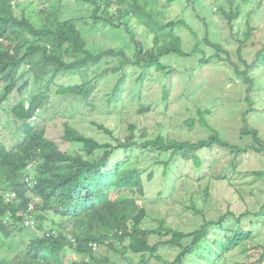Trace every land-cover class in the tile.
Here are the masks:
<instances>
[{"label": "trees", "instance_id": "trees-1", "mask_svg": "<svg viewBox=\"0 0 264 264\" xmlns=\"http://www.w3.org/2000/svg\"><path fill=\"white\" fill-rule=\"evenodd\" d=\"M75 1L91 6V18L112 28L124 27L128 31L131 22L136 21L153 36L154 46L149 50L136 47L132 57H128L123 49L93 53L74 23L62 20L57 9L50 10L43 3L37 12L28 13L26 6L20 9V0H0V121L1 114H5L9 120L21 123L25 130L24 140L15 148L7 149L0 143V241L29 230L37 233L26 245L24 254L3 259L0 264H67L66 250L87 257L86 262L72 264H108V258L99 257L93 245H105L122 256L126 253L140 256L135 264H148L149 259L169 264L157 254V246L148 244L144 225L146 210L137 204V200L145 194L142 174L136 169H124L122 161L112 162L113 157L119 155V147L101 144L64 123L62 140L79 149L69 154L60 151L54 142L45 137L44 130L29 122L45 110L55 86V94L74 98V105L88 102L92 82L82 79L73 85H56V79L62 73L77 72L82 76L92 67L100 68L102 64L108 65L102 73H118L125 66L140 67L142 70L154 67L161 73L168 69L160 61L166 55L182 58L198 55V64L205 65L224 61L221 54L227 52L220 43L209 40L207 36L196 42L190 53L183 49L176 29L188 27L183 20L169 18L166 6L177 0H168L162 7L159 0ZM186 1L195 6L205 4L204 0ZM203 7L208 15L226 17L229 25L236 19L233 11L228 13L220 6L214 12L210 5ZM129 33L133 36L132 32ZM248 40L247 33L239 43L243 46ZM260 45L250 65L242 61L245 71H239L235 66V76L239 81L250 83L248 92L254 85L248 71L264 70V41ZM202 46L208 48L212 55L206 58ZM243 50L239 48L238 52L241 54ZM29 73L33 74L32 81L27 78ZM31 82L39 87L37 95L27 90ZM120 82L121 79L117 81L113 95ZM167 91L168 88L164 87V96ZM108 101L112 100L109 98ZM245 101L253 105L250 97H246ZM143 110L146 111V107H142L139 113ZM248 113H243L245 126L241 128L240 135L250 136L254 144L243 149L223 141L210 128L211 135L195 143L157 138L142 144V147L149 153L159 151L166 157L162 165L163 176L168 179L173 159L191 153L194 165L201 168L202 152L213 146L235 153L237 157L254 152L262 155L264 160V141L258 131L248 126ZM204 115L206 113H201V122L206 126ZM95 127L111 136V132L102 125ZM130 129L133 130V127L130 126ZM133 137L131 133L130 143L136 145ZM119 145L128 147V144ZM97 153H100L98 157ZM254 174L258 178L262 176L259 172ZM152 176V173L148 175V180ZM229 216H233L231 221L239 224L246 218L245 215L235 218L228 213L216 221H203L190 233L161 223L159 231L169 230L171 233L170 239L163 243L178 249L171 264H219L238 246L252 241V232L224 226L223 222ZM259 216L256 214L254 217Z\"/></svg>", "mask_w": 264, "mask_h": 264}, {"label": "rangeland", "instance_id": "rangeland-1", "mask_svg": "<svg viewBox=\"0 0 264 264\" xmlns=\"http://www.w3.org/2000/svg\"><path fill=\"white\" fill-rule=\"evenodd\" d=\"M159 1L162 7L168 0ZM204 2L212 6L213 12L217 6L228 13L233 11L236 19L229 25L223 15H208L204 3L195 6L186 0L166 5L168 17L183 20L195 34L193 36L185 27L176 29L186 52L190 53L194 44L207 36L209 40L220 43L227 52L221 54L224 61L199 65L198 55L188 58L166 55L160 61L168 69L161 73L154 67L142 70L132 66H125L118 73H102L108 67L105 64L100 68L92 67L91 71L82 74L83 77L77 72H65L57 77L56 85H73L82 79L92 82L88 102L74 105V98L57 96L55 86L45 110L29 123L44 130L48 140L54 142L60 151L69 154L79 149L62 140L64 123L101 144L119 147V155L113 157L112 162L122 161L124 169H136L142 174L145 194L137 200V204L146 210L144 225L148 244L157 246V254L169 264L175 259L178 249L163 243L170 239L171 233L169 230L159 231L161 223L171 229L190 233L203 221H216L228 213H232L235 218L242 215L246 218L239 224L231 221L233 216L225 217L224 226L250 231L253 238L230 252L225 261L219 264H264L262 155L248 152L237 157L235 153L213 146L202 152L201 168H196L191 153L173 159L171 177L168 179L163 176L162 164L166 157L159 151L149 153L142 147V144L157 138L195 143L208 138L211 135L210 128L223 141L243 149L254 144L250 136L240 135L241 128L245 126L242 120L245 112H249L248 126L258 131L264 141V70L248 71L254 80L249 92L250 83L242 84L235 76V66L239 71H245L242 61L250 65L255 59V52L261 47L260 43L264 41V0ZM43 3L50 10L57 9L62 20H71L93 53L123 49L128 57H132L136 47L149 50L154 46L153 36L136 21H132L128 27L133 37L124 27L112 28L105 22L94 21L91 18L92 7L75 0H20V9L26 6L28 13L37 12ZM247 33L249 40L241 46L239 41ZM202 47L206 58L212 55L208 48ZM239 48L244 49L241 54ZM32 75L29 73L27 78H33ZM119 79L121 82L113 95L112 91ZM31 83L27 90L37 95L39 87ZM164 87L168 88L166 96ZM246 97L251 98L252 106L245 101ZM25 106H28L27 102ZM142 107H146V111L139 113ZM201 113H206L203 121L206 126L202 125ZM1 116L0 143L7 149H13L24 140L25 130L21 123L9 120L5 114ZM93 124L102 125L111 132V136L99 131ZM131 133L136 145L130 143ZM119 144H128V147H120ZM99 155L97 153L96 156ZM255 172L262 176L256 177ZM151 173L153 176L148 180ZM256 214L260 216L254 217ZM35 234L29 230L8 239L2 238L0 261L24 254L26 245ZM93 249L99 257H107L108 264H135L140 260V256H131L130 253L122 256L105 245H93ZM86 260V256L71 250L65 251L67 264ZM147 263L163 264L154 259H149Z\"/></svg>", "mask_w": 264, "mask_h": 264}, {"label": "built area", "instance_id": "built-area-1", "mask_svg": "<svg viewBox=\"0 0 264 264\" xmlns=\"http://www.w3.org/2000/svg\"><path fill=\"white\" fill-rule=\"evenodd\" d=\"M27 225H31L29 222L26 223Z\"/></svg>", "mask_w": 264, "mask_h": 264}]
</instances>
